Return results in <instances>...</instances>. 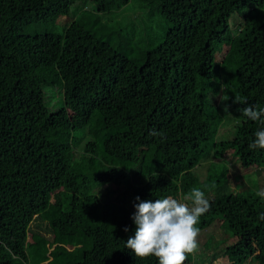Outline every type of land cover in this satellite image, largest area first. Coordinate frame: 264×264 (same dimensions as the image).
Instances as JSON below:
<instances>
[{
	"label": "trees",
	"instance_id": "trees-1",
	"mask_svg": "<svg viewBox=\"0 0 264 264\" xmlns=\"http://www.w3.org/2000/svg\"><path fill=\"white\" fill-rule=\"evenodd\" d=\"M128 1L0 0V264H158L125 248L135 206L194 187L210 202L199 232L216 227L206 253L184 264H264V196L230 188L224 166L203 180L194 173L215 145L242 168L264 166V149L249 148L264 125L242 113L264 108V0H139L166 28L135 58L77 18L59 33L19 32L87 2L104 13ZM235 11L241 22L230 29ZM220 88L236 122L216 142ZM46 89L60 90L52 110ZM60 237L67 250L53 244Z\"/></svg>",
	"mask_w": 264,
	"mask_h": 264
},
{
	"label": "rangeland",
	"instance_id": "rangeland-1",
	"mask_svg": "<svg viewBox=\"0 0 264 264\" xmlns=\"http://www.w3.org/2000/svg\"><path fill=\"white\" fill-rule=\"evenodd\" d=\"M139 0H129L125 6L119 10L112 12H97L92 10V6L87 2L78 11L73 12V8L69 14L58 15L53 21H41L39 23H31L22 26L19 30L20 33H40L42 31H52L59 33L62 27L69 22L70 19L77 18L82 21L89 29H91L99 38L107 41L111 46H114L124 56L129 58H135L140 51H144L148 48L153 47L159 41L166 28L165 21L157 14L152 11L149 7H144ZM230 29H236L240 24L241 20L236 11L233 12L229 17ZM219 48L220 46L217 45ZM225 44L221 46L219 52L216 53V58H219ZM221 51V52H220ZM51 92L55 95H60V90H45V104L49 110L54 109L58 106V96H52ZM223 91L220 88L216 95L213 96L214 102H219L220 115L222 116V122L217 130L215 140H225L230 138L232 135L233 125L236 122V118L232 113V110L225 105V100L222 99ZM224 98V97H223ZM227 108V110H225ZM218 149V145H215L212 149L210 156L194 168L198 180H203L205 175L212 173L221 166L226 168L228 174V184L230 188L234 185L238 187H244L249 192L260 193L264 191V166L245 169L239 166L229 151ZM258 172H256V171ZM256 181L257 188L254 185ZM240 189V188H238ZM41 200L42 208L38 209V215H41V219L45 220L50 204ZM180 201L184 202V197H181ZM34 223H38L35 221ZM44 221L41 222L40 228H43ZM216 226L210 225L205 230L199 232L198 253H206V245L204 243L207 233L214 230ZM48 232V231H47ZM46 232V233H47ZM45 233V234H46ZM48 238L49 235H47ZM29 239V238H27ZM29 241V240H27ZM58 248L68 249L70 247L68 239L66 237H60L53 241ZM54 246V245H53ZM196 256V253L195 255ZM45 262H49L45 261ZM212 264H230L225 257H218ZM233 264H256L251 260L250 257L243 258L238 263Z\"/></svg>",
	"mask_w": 264,
	"mask_h": 264
},
{
	"label": "clouds",
	"instance_id": "clouds-1",
	"mask_svg": "<svg viewBox=\"0 0 264 264\" xmlns=\"http://www.w3.org/2000/svg\"><path fill=\"white\" fill-rule=\"evenodd\" d=\"M242 113L264 125V108L249 105L242 109ZM150 135L163 137V133L155 129ZM249 148L264 149V129L255 132ZM258 194L264 196V191ZM136 199L139 201V197ZM184 200L191 201V206L172 196L155 199V202H139L132 217L135 233L127 239L125 248L141 259L155 257L158 264H184L188 255L199 248L197 224L199 218L210 210V202L200 188H192ZM259 219L264 220V213L259 215Z\"/></svg>",
	"mask_w": 264,
	"mask_h": 264
}]
</instances>
